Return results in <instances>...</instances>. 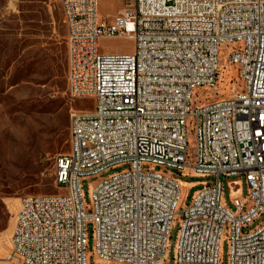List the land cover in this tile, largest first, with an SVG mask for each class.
<instances>
[{
	"label": "built area",
	"instance_id": "2783aa9c",
	"mask_svg": "<svg viewBox=\"0 0 264 264\" xmlns=\"http://www.w3.org/2000/svg\"><path fill=\"white\" fill-rule=\"evenodd\" d=\"M59 1L68 94L94 105L71 112L70 151L56 163L60 193L21 200L9 264H93L90 228L101 264H220L227 228L230 264H264V223L245 230L264 214V0H122L106 15L104 0ZM101 38H131L134 50L103 52ZM231 45L241 84L194 105L198 88L218 85L220 49ZM116 168L88 207L83 180ZM188 175L213 180L191 182L196 191L180 207ZM223 176H240L247 196L227 201Z\"/></svg>",
	"mask_w": 264,
	"mask_h": 264
},
{
	"label": "rangeland",
	"instance_id": "374dc122",
	"mask_svg": "<svg viewBox=\"0 0 264 264\" xmlns=\"http://www.w3.org/2000/svg\"><path fill=\"white\" fill-rule=\"evenodd\" d=\"M126 6L127 3L122 0H104L100 8L106 15L115 14ZM66 35L59 0H0V264H9L16 259L11 248V233L21 200L28 195L60 193L56 185V163L61 155L70 151V122L66 129L68 142H60L57 134L61 128L60 121L50 111L49 105L60 96L67 97L56 87L61 73L67 77ZM134 44L131 38L99 40L100 50L107 53H132ZM232 46L220 49L218 85L198 88L194 94V105L227 98L241 84L238 68L229 62V48ZM69 98L70 115L74 109H87L94 105L90 98L73 99L70 95ZM188 141L189 162H193L197 138L191 123L188 126ZM122 169H110L83 180L88 207L92 203L91 193L95 185ZM182 179L187 183L182 186L180 207L189 204L196 191L191 182L213 180L209 176L190 175ZM222 179L227 201L235 195L247 196L248 185L240 176H223ZM181 221L179 215L171 232L170 260L174 257ZM262 223L264 214L245 230L254 229ZM220 257V264H230L228 228L223 236ZM88 260L101 264L94 250L92 228Z\"/></svg>",
	"mask_w": 264,
	"mask_h": 264
},
{
	"label": "trees",
	"instance_id": "16d2710c",
	"mask_svg": "<svg viewBox=\"0 0 264 264\" xmlns=\"http://www.w3.org/2000/svg\"><path fill=\"white\" fill-rule=\"evenodd\" d=\"M56 87L61 94H66L67 97H59L49 105V109L52 113H55L60 121L61 128L58 129L57 134L60 142H68L67 126L70 122V108H69V95L67 91V77L61 73L56 81ZM66 146V145H65Z\"/></svg>",
	"mask_w": 264,
	"mask_h": 264
}]
</instances>
